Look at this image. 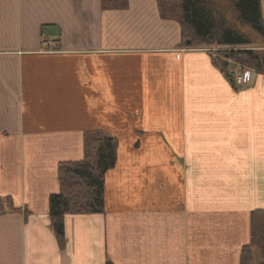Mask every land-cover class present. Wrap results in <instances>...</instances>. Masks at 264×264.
Instances as JSON below:
<instances>
[{
  "label": "crops",
  "instance_id": "1",
  "mask_svg": "<svg viewBox=\"0 0 264 264\" xmlns=\"http://www.w3.org/2000/svg\"><path fill=\"white\" fill-rule=\"evenodd\" d=\"M186 47L157 0H0V264H240L264 210V75L235 87ZM94 131L117 143L104 210L65 215L61 248L57 166Z\"/></svg>",
  "mask_w": 264,
  "mask_h": 264
},
{
  "label": "trees",
  "instance_id": "2",
  "mask_svg": "<svg viewBox=\"0 0 264 264\" xmlns=\"http://www.w3.org/2000/svg\"><path fill=\"white\" fill-rule=\"evenodd\" d=\"M163 18L177 19L181 38L193 46H264L260 0H157ZM103 8L123 9L127 0H102ZM223 56L264 75V54L254 50L222 52ZM117 143L101 132L84 136L83 157L57 166L59 191L49 196L50 227L63 248L64 216L94 214L104 210V176L117 161ZM0 199V211L2 202ZM9 201V199H5ZM264 264V210L250 213V239L242 247L240 264ZM106 264H112L107 262Z\"/></svg>",
  "mask_w": 264,
  "mask_h": 264
},
{
  "label": "rangeland",
  "instance_id": "3",
  "mask_svg": "<svg viewBox=\"0 0 264 264\" xmlns=\"http://www.w3.org/2000/svg\"><path fill=\"white\" fill-rule=\"evenodd\" d=\"M189 41H190V40H189ZM186 48H187V50H192V51H193V50H195V49H197V48H196V46H193V45H191V41H190V44H189V45H187V47H186ZM258 48H261V47H260V46H258Z\"/></svg>",
  "mask_w": 264,
  "mask_h": 264
},
{
  "label": "water",
  "instance_id": "4",
  "mask_svg": "<svg viewBox=\"0 0 264 264\" xmlns=\"http://www.w3.org/2000/svg\"><path fill=\"white\" fill-rule=\"evenodd\" d=\"M185 43H186V45H189V44H190V41L188 40V41H186Z\"/></svg>",
  "mask_w": 264,
  "mask_h": 264
},
{
  "label": "built area",
  "instance_id": "5",
  "mask_svg": "<svg viewBox=\"0 0 264 264\" xmlns=\"http://www.w3.org/2000/svg\"><path fill=\"white\" fill-rule=\"evenodd\" d=\"M241 79V77L240 76H238V80H240Z\"/></svg>",
  "mask_w": 264,
  "mask_h": 264
}]
</instances>
